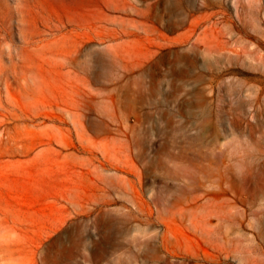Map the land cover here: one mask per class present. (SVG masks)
Returning a JSON list of instances; mask_svg holds the SVG:
<instances>
[{"label":"rangeland","instance_id":"374dc122","mask_svg":"<svg viewBox=\"0 0 264 264\" xmlns=\"http://www.w3.org/2000/svg\"><path fill=\"white\" fill-rule=\"evenodd\" d=\"M0 264H264V0H0Z\"/></svg>","mask_w":264,"mask_h":264},{"label":"bare ground","instance_id":"6f19581e","mask_svg":"<svg viewBox=\"0 0 264 264\" xmlns=\"http://www.w3.org/2000/svg\"><path fill=\"white\" fill-rule=\"evenodd\" d=\"M205 38H206V37H204V39H205ZM200 41H201V40H200ZM203 41H204V40H203ZM205 41H207V40L205 39ZM203 43H204V42H203ZM199 93H200V96H199V98H198L197 105L202 107L203 104H204V94H203L202 91H200ZM141 98L143 99L144 97H141ZM207 122H208V121H202L201 124L204 126V125L207 124ZM202 129H203V128H202ZM138 143H139L140 145L142 144L140 140L138 141ZM170 156H174L173 153H172L171 151H170ZM177 157H178V158H186L187 156H186V153H185L184 151H181ZM244 179L247 181V178H244Z\"/></svg>","mask_w":264,"mask_h":264}]
</instances>
